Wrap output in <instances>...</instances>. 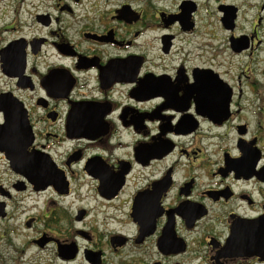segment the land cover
<instances>
[{
    "label": "flooded vegetation",
    "instance_id": "flooded-vegetation-1",
    "mask_svg": "<svg viewBox=\"0 0 264 264\" xmlns=\"http://www.w3.org/2000/svg\"><path fill=\"white\" fill-rule=\"evenodd\" d=\"M117 1L0 0V219L35 199L61 263L264 264V0Z\"/></svg>",
    "mask_w": 264,
    "mask_h": 264
},
{
    "label": "rangeland",
    "instance_id": "rangeland-1",
    "mask_svg": "<svg viewBox=\"0 0 264 264\" xmlns=\"http://www.w3.org/2000/svg\"><path fill=\"white\" fill-rule=\"evenodd\" d=\"M4 10H6V7ZM25 18V16H20L21 21H24ZM28 20L30 21V17H28ZM7 21L9 19L5 17V22ZM68 22L72 24V18H68ZM71 31L69 30V35ZM34 200L32 198L25 199L19 203L18 207L14 203H9L8 212L11 214L10 217L0 219V264H78V261L61 263L54 254L44 250L38 251L33 245H30L29 240L31 239L32 231L24 226L23 220L29 215L30 210L28 209L35 204ZM72 207L75 208L76 205ZM73 208H69V211H73ZM93 212H91L89 218L85 221V226L92 225V219L97 216ZM111 227H114L115 230H123L122 226L116 225V223L112 224ZM117 254L118 252L116 255L109 252L107 254L108 261H111L113 264H120L124 259L125 251L122 250L120 256Z\"/></svg>",
    "mask_w": 264,
    "mask_h": 264
}]
</instances>
